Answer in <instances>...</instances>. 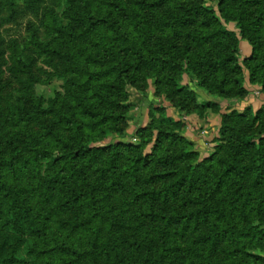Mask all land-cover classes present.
Listing matches in <instances>:
<instances>
[{
  "label": "trees",
  "instance_id": "16d2710c",
  "mask_svg": "<svg viewBox=\"0 0 264 264\" xmlns=\"http://www.w3.org/2000/svg\"><path fill=\"white\" fill-rule=\"evenodd\" d=\"M244 74L264 92V0H0V264H264V107L188 86ZM150 83L169 106L117 140ZM169 107L220 115L209 157Z\"/></svg>",
  "mask_w": 264,
  "mask_h": 264
},
{
  "label": "rangeland",
  "instance_id": "374dc122",
  "mask_svg": "<svg viewBox=\"0 0 264 264\" xmlns=\"http://www.w3.org/2000/svg\"><path fill=\"white\" fill-rule=\"evenodd\" d=\"M207 4L215 5L217 0H204ZM233 24L230 25V28H233ZM243 43L247 44V42L242 41ZM249 46V45H248ZM250 47V46H249ZM242 50L239 51V58L243 59L245 57L242 56ZM251 54V48L250 52ZM249 54V56H250ZM248 57V56H246ZM240 87H244L248 94L247 95H237L235 94L236 88L235 86L232 87L231 92L228 95V99H220L217 98L214 95H210L207 91L200 88L196 81H188L189 88L195 91V93L198 94V103L200 104H206V103H217L222 108V110L227 111H236L238 113H243L246 110H251L252 112H255L257 110H252L251 104L258 100L261 93H264L261 91L258 87L250 85L247 81V75H243V79L240 78ZM150 87L148 89H141L136 90L135 88H130L129 92V101L127 102L125 106L127 107V134L130 135V138L127 139H117V140H123L124 142L128 143H135L137 142V137H135L133 129V124L135 122L140 121V125L138 127H145L146 124L149 122L148 119V110L151 108H157L159 106H169L167 101L163 100L161 96H158L155 94L154 89L152 88V84L150 83ZM37 93L39 96H42L44 98H49L53 91L62 92L60 89V82L59 81H53L51 84L43 86L39 85L36 88ZM264 107V105H263ZM262 108V107H261ZM260 108V109H261ZM199 109H201L199 107ZM201 112L200 110L194 109L193 107H190L188 112H184L179 109H171L169 107L168 113L175 118L176 120H180L185 124V129L183 131V137L188 140L192 145L193 149L196 152H201L203 154H206V157H209L213 152L215 147L218 144L220 136V127H221V118L220 115L216 113V111L211 109H206L203 111V113L200 115L198 114ZM217 123V124H216ZM217 128V129H216ZM194 137L193 140H212L211 146H201L197 147V145L193 144L190 140H192V137ZM205 157V158H206ZM251 253L257 254L256 251H252ZM262 256V255H261ZM264 256V254H263Z\"/></svg>",
  "mask_w": 264,
  "mask_h": 264
},
{
  "label": "crops",
  "instance_id": "0c3cea01",
  "mask_svg": "<svg viewBox=\"0 0 264 264\" xmlns=\"http://www.w3.org/2000/svg\"><path fill=\"white\" fill-rule=\"evenodd\" d=\"M242 50V56L243 57H246V56H249V52H250V47L243 43V42H240V51ZM264 105V93H261V95L259 96L258 100H255L250 106L252 108V110H257V109H260L261 107H263ZM217 124V123H216ZM217 129V128H216ZM192 137V136H191ZM194 137H192V140H190L193 144L197 145V147H201V146H211V142L212 140H193ZM205 143V145H204ZM200 156L202 158H205L206 157V154H203L201 152H199Z\"/></svg>",
  "mask_w": 264,
  "mask_h": 264
}]
</instances>
